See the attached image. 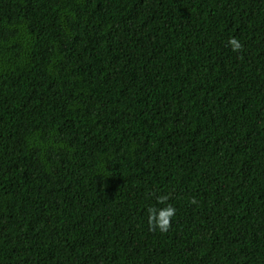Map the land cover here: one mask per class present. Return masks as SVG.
<instances>
[{
  "label": "trees",
  "instance_id": "16d2710c",
  "mask_svg": "<svg viewBox=\"0 0 264 264\" xmlns=\"http://www.w3.org/2000/svg\"><path fill=\"white\" fill-rule=\"evenodd\" d=\"M0 264H264V0H0Z\"/></svg>",
  "mask_w": 264,
  "mask_h": 264
},
{
  "label": "clouds",
  "instance_id": "9594fccd",
  "mask_svg": "<svg viewBox=\"0 0 264 264\" xmlns=\"http://www.w3.org/2000/svg\"><path fill=\"white\" fill-rule=\"evenodd\" d=\"M229 43L233 51H237L242 47L236 38L230 39ZM167 200L168 198L166 196H161L158 198V204L161 207L153 206L148 209V222L150 227L158 229L160 232L168 231L170 221L176 214V208L171 203H168Z\"/></svg>",
  "mask_w": 264,
  "mask_h": 264
}]
</instances>
